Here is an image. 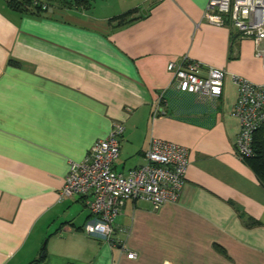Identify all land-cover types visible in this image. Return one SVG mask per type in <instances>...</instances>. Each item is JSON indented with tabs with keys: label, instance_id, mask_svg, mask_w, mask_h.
Instances as JSON below:
<instances>
[{
	"label": "crops",
	"instance_id": "obj_1",
	"mask_svg": "<svg viewBox=\"0 0 264 264\" xmlns=\"http://www.w3.org/2000/svg\"><path fill=\"white\" fill-rule=\"evenodd\" d=\"M206 2L86 0L27 15L0 0V264H264V188L232 148L236 87L226 76L216 99L179 94L165 70L186 57L262 81L252 43L204 22ZM131 9L134 20L110 21ZM112 123L123 127L116 173L142 165L151 138L184 147L187 166L174 203L125 201L103 239L82 232L94 219L83 198L58 192Z\"/></svg>",
	"mask_w": 264,
	"mask_h": 264
},
{
	"label": "built area",
	"instance_id": "obj_2",
	"mask_svg": "<svg viewBox=\"0 0 264 264\" xmlns=\"http://www.w3.org/2000/svg\"><path fill=\"white\" fill-rule=\"evenodd\" d=\"M202 17L207 24L226 28L252 43L253 56L261 63V83L203 67L186 57L168 63L165 70L176 92L209 100L221 95L228 76L237 93L231 113L238 121V133L232 148L236 159L242 161L252 155V135L264 124V0H207ZM156 113L157 108L153 115ZM122 130L121 124L112 123L106 137L96 140L81 161L69 162L58 192L59 200L73 195L83 198L94 218L82 226V232L89 236L109 239L113 221L125 201H144L154 211L174 203L184 182L186 149L154 138L147 144L142 165L124 174L113 171ZM132 257V253L126 254L127 259Z\"/></svg>",
	"mask_w": 264,
	"mask_h": 264
},
{
	"label": "trees",
	"instance_id": "obj_3",
	"mask_svg": "<svg viewBox=\"0 0 264 264\" xmlns=\"http://www.w3.org/2000/svg\"><path fill=\"white\" fill-rule=\"evenodd\" d=\"M5 5L8 9L22 14L27 15H39L45 9H41V6H46L50 4H56L59 7H64L71 3L84 6L86 0H4ZM132 13H135V9L128 10L122 14H119L110 19V21H115L116 25H121L123 23H128L134 18H129ZM176 92V91H175ZM179 93V92H176ZM183 94V93H179ZM189 95V94H188ZM164 97L162 96V100ZM252 155L249 158L242 160L250 171L253 173L254 177L258 183L264 188V124L261 125L252 135L251 142ZM250 224L254 222L249 220ZM29 264H33L30 262Z\"/></svg>",
	"mask_w": 264,
	"mask_h": 264
},
{
	"label": "rangeland",
	"instance_id": "obj_4",
	"mask_svg": "<svg viewBox=\"0 0 264 264\" xmlns=\"http://www.w3.org/2000/svg\"><path fill=\"white\" fill-rule=\"evenodd\" d=\"M235 75V74H234ZM236 76H238V75H236ZM240 77V76H239ZM241 78H243V77H241ZM244 79V78H243ZM246 80V79H245ZM247 81V80H246ZM249 82V81H248ZM251 83V82H250ZM261 83V82H260ZM259 84V83H258Z\"/></svg>",
	"mask_w": 264,
	"mask_h": 264
}]
</instances>
